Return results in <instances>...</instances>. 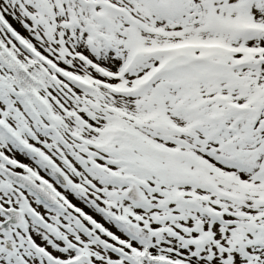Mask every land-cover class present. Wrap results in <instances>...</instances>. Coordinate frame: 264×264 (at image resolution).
I'll return each instance as SVG.
<instances>
[{
  "label": "snow or ice",
  "instance_id": "6c2138e0",
  "mask_svg": "<svg viewBox=\"0 0 264 264\" xmlns=\"http://www.w3.org/2000/svg\"><path fill=\"white\" fill-rule=\"evenodd\" d=\"M0 264H264V0H0Z\"/></svg>",
  "mask_w": 264,
  "mask_h": 264
}]
</instances>
